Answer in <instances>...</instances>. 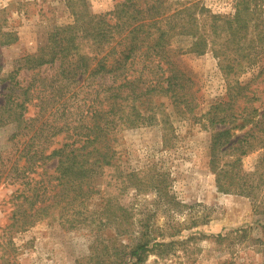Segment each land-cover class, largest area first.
I'll use <instances>...</instances> for the list:
<instances>
[{
    "label": "trees",
    "instance_id": "obj_1",
    "mask_svg": "<svg viewBox=\"0 0 264 264\" xmlns=\"http://www.w3.org/2000/svg\"><path fill=\"white\" fill-rule=\"evenodd\" d=\"M81 6L72 10L71 23L54 26L43 46L17 60L4 87L8 92L0 102V126L14 122L16 130L10 137L11 146L0 147V176L15 184L9 198L8 226L16 230L31 226L55 207L66 213H85L86 202L99 191L100 183L126 189L127 183L135 185L140 180V171H116V135L122 128L155 124L172 131L162 98L176 111L193 110V80L177 66L174 54L212 50L217 56L223 55L226 43L217 42L220 35L232 42L238 55L244 49L235 40L245 36L247 22L245 17H238L237 10L232 18H225L207 15L204 6L188 1L172 7L166 0H121L104 13L91 12L84 0ZM231 20L239 24L234 26ZM177 35L190 39L187 47L170 46ZM1 37V44L16 40L14 32H3ZM254 38L263 40L264 36L256 34ZM47 66L54 70L47 72ZM19 69L30 70L32 75L28 80L18 79ZM30 107L32 113L26 116ZM253 110L257 117L254 127L264 132V112L256 107ZM218 121L224 122V118ZM253 124L241 139L223 149L234 127L215 132L209 166L218 191L256 200L264 183V150L252 171L241 166V155L253 147H264V139L254 144L247 140L253 134ZM226 151L233 154L220 163L219 154ZM160 175V181L156 175H142L158 193V185L167 176ZM162 187L164 191L166 186ZM130 212L116 203L103 208L104 224L113 223L117 235L133 232L137 225L143 227L134 239L114 248L107 264H137L151 246L160 244L155 241L149 245L155 238L149 225L133 221Z\"/></svg>",
    "mask_w": 264,
    "mask_h": 264
},
{
    "label": "rangeland",
    "instance_id": "obj_2",
    "mask_svg": "<svg viewBox=\"0 0 264 264\" xmlns=\"http://www.w3.org/2000/svg\"><path fill=\"white\" fill-rule=\"evenodd\" d=\"M81 1L0 0V41L3 32H14L16 36L11 44L0 43V102L8 92L4 87L17 60L43 46L54 26L71 23L72 10L82 8ZM84 1L91 12L104 13L121 0ZM185 1L198 2L206 8L207 15L232 18L235 10L239 11L238 17H245L247 31L235 42L244 49L238 55L232 42L220 35L217 42L226 43L223 55L217 56L212 50L173 55L177 66L193 80L191 91H195L196 105L190 113L176 111L168 99L162 98L172 131L158 124L122 128L115 140L119 158L116 171H140L141 178L135 185L127 183L126 189L119 184L112 188L100 183L99 191L86 202L85 213H66L55 207L31 226L11 228L9 198L15 184L0 176V264H107L114 256V248L143 230L137 225L133 232L117 235L113 223L105 225L103 208L115 203L128 208L136 223L141 220L149 225L155 236L150 246L155 241L160 243L151 246L137 264H264V213H258L264 210V183L256 200L234 192L223 193L217 190L209 166L210 142L215 132L234 127L223 149L241 139L252 126L257 118L254 107L264 112V38H254L256 34L264 36V0H166L172 7ZM189 42L187 37L177 35L170 46L185 48ZM47 67V72L54 70ZM31 75L30 70L19 69L16 78L28 80ZM32 110L30 107L26 116ZM241 124L244 125L239 127ZM251 128L253 134L247 140L254 144L264 139V132H257L254 124ZM15 130L14 122L0 126L1 148L11 146ZM263 150L264 147H253L241 155L242 169L252 171ZM232 154H219V162L227 161ZM160 173L167 176L158 185V193L142 175L153 174L160 181ZM162 186H166L164 191ZM85 215L86 221H82ZM122 226L126 228L125 220ZM104 245L106 250L101 252Z\"/></svg>",
    "mask_w": 264,
    "mask_h": 264
}]
</instances>
